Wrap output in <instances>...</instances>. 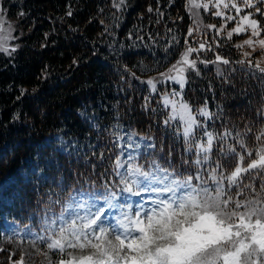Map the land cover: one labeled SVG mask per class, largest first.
Returning <instances> with one entry per match:
<instances>
[{"label": "trees", "instance_id": "16d2710c", "mask_svg": "<svg viewBox=\"0 0 264 264\" xmlns=\"http://www.w3.org/2000/svg\"><path fill=\"white\" fill-rule=\"evenodd\" d=\"M113 3L2 1L8 14L21 20L25 35L11 55L0 52V183L13 177L7 188L12 199L8 210L24 223L48 207L57 209L73 187L113 183V179H105L103 167L104 162L113 161L115 151L107 131L110 107L116 109L120 122L133 123L137 130L156 137L157 157L166 167L185 174L196 171L192 163L195 150L185 151L176 126L164 125V109L139 83L160 72L189 45L203 42L206 48L200 51L205 53L204 58H199L196 65L199 77L189 76L185 97L193 111L200 105L208 107L220 136L231 133L223 141L214 142L210 164L215 166L218 161L226 173L234 170L239 158L227 154L229 145L245 155L244 165L256 158L255 151L248 157L237 140L242 138L250 149L260 145L256 135L264 127V73L250 63H239L242 60L234 44L237 35L229 39L217 29L207 28L210 14L201 11L207 21L196 20L187 9V0H125L119 9ZM217 55L229 64L200 62L215 61ZM82 108L102 117L97 131L77 115ZM63 129L69 136L93 143L94 151L103 152L104 161L92 158L91 153L85 160L81 155L65 156L48 146L46 135ZM35 154L41 157L46 176L32 174L26 180L20 175V167ZM257 172L245 174L244 183H252L256 192L246 189L241 200L260 192L264 172ZM50 192L58 203L48 199ZM46 244L43 242V250ZM20 260L14 254L4 264Z\"/></svg>", "mask_w": 264, "mask_h": 264}, {"label": "snow or ice", "instance_id": "6c2138e0", "mask_svg": "<svg viewBox=\"0 0 264 264\" xmlns=\"http://www.w3.org/2000/svg\"><path fill=\"white\" fill-rule=\"evenodd\" d=\"M256 2L264 4V0ZM124 3L125 0H114L113 6L119 9ZM187 3L189 13L193 14V9L207 10L212 0H208V3L187 0ZM241 3L245 8H254L256 13L261 12L253 0H241ZM221 4L224 9H235L237 14L242 11L235 0L231 3L216 0L213 7L219 9ZM148 10L152 11L151 8ZM68 14L71 15V12ZM198 14L196 12L194 15ZM214 14L223 15L219 10ZM19 15L23 16L24 13ZM252 15L254 13H248L241 18V22H248L251 36L243 44L236 45L238 48L244 45L252 47L254 43L264 48V39H253L260 36L261 29L259 22L251 18ZM234 18L228 16L227 20ZM206 27L213 29L216 26ZM13 31V26L4 19V12L0 9V52L11 55L16 51L15 47L9 48V41L16 38ZM242 31L245 29L238 24L227 36L231 39L233 33L240 34ZM192 33L193 29L190 28L188 35ZM205 48L203 42L199 48L189 45L165 72L141 82L149 85L153 93L157 92L158 83L169 81L178 84L182 90L186 84L185 72L188 69L197 70V61L190 60V55ZM208 50H211L210 45ZM244 55L249 56L250 53ZM217 61L229 64V60L219 55L215 61L200 62ZM254 67L264 73V67H260L259 63ZM175 96H180V101L170 99ZM162 101L165 108L171 107L163 123L165 126H176L177 132L184 138L185 151L195 150L196 158L192 163L196 171L188 174L177 172L174 167H163L155 160L145 169L143 165L135 163L136 156L129 154L125 160L118 156L113 165L119 177L115 187L111 182H105L101 185L102 191L80 192L79 196L86 199L76 200L73 197L74 204L64 206L50 224L45 221L48 226L44 231L49 234L34 236L31 240L33 246L37 241H47L49 250L58 251L61 259L56 264H264V184L253 198L240 199L246 189L256 192L252 183H244L245 174H251L253 170H258L257 175L264 172V127L256 135L260 145L255 149L248 148L242 138L237 140L248 157H252L255 151L256 158L246 166L245 155L238 153L236 147L228 146L227 154L237 155L239 162L234 170L226 173L218 161L214 162L215 166L210 164V154L217 137L205 131L206 140L195 142L194 129L203 127L196 116L212 119L208 108H200L193 115L181 93L176 91L163 94ZM177 121L179 124H176ZM230 135V132H225L219 139L223 141ZM122 139L117 136L118 141ZM131 139L129 137L130 142ZM134 146L129 143V147ZM205 165L209 167L205 169ZM233 189H236L235 194ZM134 196L142 198L135 205L128 202V198ZM80 209H85V215L80 214ZM67 249L78 250L82 254L77 257ZM64 255H67V259L63 258ZM16 264H23V257ZM49 264H53L50 259Z\"/></svg>", "mask_w": 264, "mask_h": 264}, {"label": "rangeland", "instance_id": "374dc122", "mask_svg": "<svg viewBox=\"0 0 264 264\" xmlns=\"http://www.w3.org/2000/svg\"><path fill=\"white\" fill-rule=\"evenodd\" d=\"M2 1L3 0H0V9H2L4 12V19L13 26L14 31L12 34L14 37H16L15 39H12L9 41V48H12V47L17 48L18 47L17 41L20 40L25 35V32L23 31V27L20 24L21 20L17 17V15L15 16L9 15L8 8L3 7ZM201 2L208 3V0H201ZM224 2L231 3L232 0H224ZM215 3H216V0H212V3H209V7L207 10L203 8H200L198 10L193 9L192 15L196 18V20H199V19L201 20L202 18H204V20L207 21V19L203 17L202 12L209 13L211 16V19L208 21V24L215 25L216 26L215 29L219 30V32H222V35H224L225 37H228L227 33L231 31L232 29H234L235 27H237L238 24H240V26L243 27L245 31H242L240 34L233 33V35H237V37L234 40L235 46L238 44H243V42L249 39L251 36V28L247 26L248 22L247 21L241 22V18L244 15L248 13H254V15H252L251 17L252 19L257 20L259 24L261 21H264V4L257 3L256 0H253V3L256 4V7H259L261 9L260 13H256L254 8H245L244 5L241 3V0H235V3L242 9V11L239 14H237L235 9L231 7H229L228 9H224L222 4L220 8L217 9L213 7V4ZM187 7H188V4H187ZM218 10L223 13L222 16H216L214 14ZM196 12H198L199 14L194 15ZM228 16H233L235 18L233 20H227ZM216 22L218 23L216 24ZM261 27L262 29L260 28L261 29L260 36L253 37L254 41L259 40V39H264V22H262ZM207 37H210V36L207 35ZM186 48L181 51V53L179 54L177 58H175L173 61L167 64L164 68H162L160 72H165L167 68H169L172 64H175L177 60L180 58L181 54L186 50ZM193 48H199V45L194 46ZM237 50L239 53V58L242 61H245L247 63H249L250 61L251 62L250 64H252L253 66L259 63L260 67H264V48H261V46L258 43H254L252 47H249L247 45H244L242 48L237 47ZM200 51L198 53H192L189 59L196 60L198 62L199 58H204L205 53L200 52ZM244 53H250V55L245 56ZM160 72L153 74L149 77L150 78L158 77V74ZM187 74H193L196 78H198L196 70L193 71L191 69H188L185 72L186 83H187ZM158 84H161V83H158ZM185 89H186V84H185V87L181 90L180 86L176 83H173L171 81L164 83L163 88L159 89V97H160V101L162 105L164 106L163 101H162L163 94L171 93L173 91L180 92L182 95L183 101L186 102L190 106V108L192 109L193 115H195L196 112H193V106L191 105L189 100L186 99L185 97ZM170 99H175L176 101H180L181 97L175 96V97H170ZM98 102H99L98 103L99 105L102 104L100 100ZM203 107L205 106H201L200 108H203ZM167 110H168V115H169L171 111V107L169 106ZM78 115L79 117H81L83 121L90 123L92 126L96 125L97 115L93 111H89V110L86 111L85 109H83V110L78 111ZM196 119L202 122L203 127L196 128L194 129V131L197 135V133L200 132V130H202L200 134L202 135L203 140H206V137L204 136V132L205 131L212 132L211 130L206 129V121L208 119L201 117V116H196ZM177 122L179 123V121ZM112 130L114 132L115 140L119 144V149H120V154H121L119 157L122 160L127 159L129 154H131L133 156H136L135 163L140 164L139 161H140L141 156L153 150V146H152L153 142L151 139L145 138L143 136H138L133 131L126 129L124 127H121L117 125L116 123L113 125ZM46 136L48 137L45 139V141H47L48 144H50L51 146L67 154H75L77 151H83L86 146L84 143L79 142L77 139L68 137L69 135L67 134V131L64 129L58 131V133H54V134L49 133ZM117 136H121L123 137V139L118 141ZM129 137L132 138L131 142L129 141ZM129 143H132L135 146L129 147ZM40 166L41 164H40L38 156H33L29 158L27 162H25V165L21 168V174L25 177H31L33 173H36L37 176H40L41 174ZM120 171L123 172L124 169H120ZM12 181H13V178L8 177L0 183V252L2 251L9 252V253L0 254V264L8 263L14 254L16 256H19L20 259L21 257H23L24 264H49V259L52 261V258L54 257H52L51 254H47L45 251L41 250L40 241H37L35 246H33V244L31 243V240L34 238V236H37L33 232V227L31 225H27V226L20 225L16 220L9 217L8 213L3 210V207L11 203V198L7 195L6 189ZM72 197H75L76 200L86 199V197L81 198L79 196V193H77L70 197L66 205L71 201ZM144 198H146V195ZM141 199H142L141 197L134 196V197L128 198V202L135 205V203L137 201H140ZM71 203L74 204L75 200L72 199ZM59 214H55L52 211L46 212L41 218L43 229H45L48 226L45 223L46 220L50 224V221L58 217L57 215ZM80 214L85 215V209H80ZM67 251L72 252L73 255L77 257L82 254L78 250H74V249H67ZM88 251H91V250H88ZM83 254H86V253H83ZM59 260L60 258H57V262Z\"/></svg>", "mask_w": 264, "mask_h": 264}]
</instances>
